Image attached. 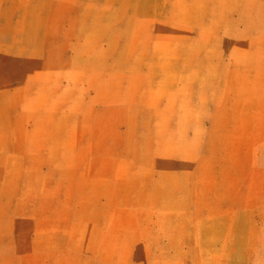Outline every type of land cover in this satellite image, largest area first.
<instances>
[{"label": "rangeland", "instance_id": "374dc122", "mask_svg": "<svg viewBox=\"0 0 264 264\" xmlns=\"http://www.w3.org/2000/svg\"><path fill=\"white\" fill-rule=\"evenodd\" d=\"M0 264H264V0H0Z\"/></svg>", "mask_w": 264, "mask_h": 264}]
</instances>
